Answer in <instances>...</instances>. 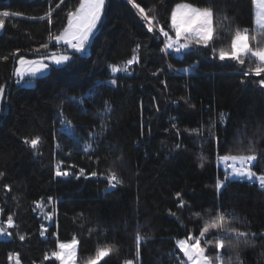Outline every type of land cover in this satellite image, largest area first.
Returning <instances> with one entry per match:
<instances>
[{
	"label": "trees",
	"instance_id": "16d2710c",
	"mask_svg": "<svg viewBox=\"0 0 264 264\" xmlns=\"http://www.w3.org/2000/svg\"><path fill=\"white\" fill-rule=\"evenodd\" d=\"M209 2L137 0L146 11L152 9L149 15L157 17V29L164 25L173 39L171 11L176 5L204 7ZM56 4L59 0H0V12L23 14L0 16L5 21L0 29V57L9 56L8 61L0 60V83H6L8 95V105L5 100L0 113V171L5 173L0 179V207L5 209L1 220L15 214L18 226L9 229L11 239L0 240V264H9L8 255L15 252L20 253L22 264H59L51 253L58 242L73 237L79 240V264H86L105 245L117 251L99 264H124L129 259L136 264H189L176 241L188 235L198 237L205 221L216 215L218 205L221 211L234 213L226 218V228L264 232V190L258 182L237 179L219 195L214 187L224 174L218 156L250 154L246 151L249 145L259 154L253 169L264 174V90L255 83L264 73L256 76L250 71L260 63L258 59L244 56V65L221 61L195 40L188 51H162L168 40L148 32L127 0H109L104 21L86 54L72 55L74 62L66 65H52L47 75L35 78L33 87L15 83L10 89L13 52L34 53L30 49L42 43H48L50 52L58 51V44L47 41L49 32L55 36L62 31L67 12L75 10L78 0H65L59 8ZM50 6L51 26L46 20L30 19L45 16ZM214 7L213 43L218 57L221 48L231 50L236 29L254 28V3L216 0ZM137 42L141 44L140 64L132 65L130 74L113 73L109 66L123 67ZM185 68L192 70L180 71ZM158 69L163 72L153 76ZM112 78L117 80L115 87L107 83ZM241 81L254 83L245 87ZM89 90L94 93L91 97H87ZM82 96L87 97L83 107L68 99ZM104 101L112 107L103 117L107 131L86 152L83 149L91 142L87 133L101 131L97 112L103 111ZM61 107L75 132L61 131L57 118ZM220 113L226 121L220 120ZM36 135L42 138L36 149L23 143L25 137ZM201 156L204 168L199 167ZM58 164L77 175L83 168L85 176L56 177ZM93 171L98 173L96 177L89 175ZM111 171L122 184L106 194ZM4 184L11 185L12 191L4 189ZM178 192L186 202L183 209L179 208ZM49 196L57 203L49 205ZM41 198L44 205L37 207L33 202ZM49 212H55L51 221L45 219ZM197 212L203 218L193 215ZM41 225L47 229L43 237ZM137 231L148 237L141 242L138 256ZM20 234L26 235L25 241L18 239ZM221 235V231L210 230L201 239L205 255L214 264L218 254L232 264H264V238L249 237V244L241 242L238 249L217 250L215 240ZM46 254L50 259H44Z\"/></svg>",
	"mask_w": 264,
	"mask_h": 264
},
{
	"label": "snow or ice",
	"instance_id": "6c2138e0",
	"mask_svg": "<svg viewBox=\"0 0 264 264\" xmlns=\"http://www.w3.org/2000/svg\"><path fill=\"white\" fill-rule=\"evenodd\" d=\"M65 0H59V4H56V8H59L61 4H64ZM127 3L130 4L134 9H136L137 14L147 25V31L154 33L155 36L162 35L166 40L169 41L167 43L166 48L162 51H167L168 49L174 50L176 53H181L182 51L189 49L190 44L187 42L188 40H195L197 45H201L204 48H208L212 53L213 58H218L221 61L231 60L237 62L239 65H244L245 60L244 56L251 55L254 58L259 60V64L250 71H254L256 76H261L264 73V48L259 46H250L249 35L247 29L240 30L236 29L234 33V37L231 40L230 51H225L221 48L218 52L217 57V49L214 45V40L216 39V28L214 26V17L216 15V9L214 7L216 0H210V2L204 7H196L193 4L185 3L176 5L175 10L171 11V24L175 29L173 40L172 36L169 35V31H165V26L160 25L157 29V25H159V21L156 16L149 15V12L152 11L149 8L147 11L145 7H142L140 3H137V0H127ZM105 5L106 0H78V6L75 7V10H69L66 14L67 25L63 27L62 31L59 34L53 36L51 31L49 32V40L55 41L56 44H65L73 50V54H86L87 47L89 46L91 40L94 38V34L97 31V26L101 23V18L105 13ZM261 7L264 8V3L261 4ZM52 12L53 8L50 6L49 11L43 17H32L30 19H40L46 20L48 25L51 26L53 23L52 20ZM22 16L23 14L20 12L9 13L8 11L0 12V16L9 17V16ZM262 19H264V14H262ZM156 21V25L153 24V21ZM5 26L4 19H0V29H3ZM184 38V43H181V37ZM45 50L41 53V50ZM140 49L141 44L137 42L136 48L132 50L133 54L130 59L123 62V67H119L115 64L110 65V69L113 73L123 72L125 74H130L129 70L132 65L140 64ZM30 51L38 54L40 56L39 59L29 60L25 56L20 55V50L17 49L15 52L11 54L12 59L16 61V64L19 67L14 69L13 75L17 77L15 83L21 84L25 82V77H29L26 81L28 85H32L34 83L37 74L43 73L44 71L49 69V64L45 63V60H50L54 65H66L70 61H72V56L68 54L57 55L54 52H50L48 43H42L37 48H32ZM0 60L8 61L9 56L4 55L0 57ZM74 62V61H72ZM171 67V65H169ZM192 68L181 69L180 71L188 72L191 71ZM163 69H158L152 72L153 76H158ZM243 75L247 76L248 72H244ZM108 84L115 87L117 86V80L115 78L109 79L107 81ZM165 87H167L166 81H162ZM242 85L245 87H250L254 83L253 81H241ZM259 89L264 90V78L259 79V81L255 82ZM94 95L92 90H89L87 97H91ZM87 97H69V101L76 103L77 105L83 107L84 101ZM6 99V83H0V103L4 102ZM183 99V98H181ZM187 102V101H185ZM178 103V101H176ZM157 111H159V105H155ZM2 110V109H0ZM112 112L111 104L108 101H104L103 111H98L97 115L101 117L100 123V132H96L95 130L87 133L88 140L91 141L84 147V151L90 152L93 148V144H98L99 137L102 136L103 132L107 131L108 125L105 123L103 117L106 114H110ZM58 121L62 125L61 131L65 129H71L75 132V129L72 126L71 121L67 120L64 117L62 107L57 112ZM219 118L222 122L226 121L227 117L224 113L219 114ZM175 119V117H173ZM172 128L176 129L177 134L179 133V129L175 123L172 124ZM193 132L199 134V129H193ZM41 137L39 135L34 136L33 138L25 137L23 139V143L28 145L31 149H36L37 146L41 143ZM216 143L219 144V138L214 137ZM177 149L181 147L180 143L175 145ZM246 151L250 154H241V155H232L226 154L223 156H218V159L228 164V168L225 169L223 178H217L214 184L217 195L220 194L221 189L227 187L234 180H245L247 179L251 183L259 184V188L264 190V174H257L256 171L253 170V162L258 160V153L249 145ZM230 162V163H229ZM62 163V162H61ZM205 166V158L201 156L199 167L204 168ZM91 177H96L98 175L97 172L93 171L89 174ZM5 176L3 171H0V179ZM56 177H69L75 176L76 179H79L81 176H85V169H79V174L70 172L68 170H62L61 165H57L55 170ZM107 183L109 188L105 189V193L107 194L110 190L115 189L117 185L122 184V180L117 176L115 171H111V174L107 178ZM3 188L8 192L12 191L11 185L4 184ZM177 198L179 199V208L183 209L185 207L186 202L181 198V193H176ZM37 207H42L44 205V200L41 198L39 201L33 202ZM47 203L49 205H54L57 203L56 199L52 196L47 197ZM210 211V210H209ZM170 214L176 216V213L171 212ZM5 209L0 207V216L4 215ZM55 212H49L45 215V219L51 220ZM14 215H7L6 220L0 221V237H12L13 233L8 231V229L17 228V224L14 220ZM194 216L203 218L202 213H193ZM234 213H226L220 210V206H217V213L214 217L209 218L205 221L203 227L199 231L198 237H193L188 235L184 239H180L176 241V246L179 250L184 254V257L187 258V262L190 264H214L213 258L205 255V247L201 246V239L205 237V234L210 230H218L223 233V235L219 236L215 240V247L217 250H223L227 248L238 249L240 243L249 244V237H261L264 238V232L255 233V232H246L240 231L236 228H226L225 222L228 216H233ZM179 219V218H178ZM47 229L41 225L40 236H45ZM26 235L20 234L18 235V239L20 241L26 240ZM148 239L147 236H142L139 231L135 234V243H136V253L137 256L140 251L141 242H146ZM190 241H192L190 243ZM235 241V242H233ZM207 243V241H206ZM79 240L76 237H73L70 241L67 242H58L57 248L58 251H53L51 253V257H54L56 260L60 261L61 264H76V256H77V248H78ZM117 249L112 245H105L97 248L94 257L87 260L86 264H99V262L112 254ZM8 259L14 261V264H21L20 253H9ZM45 260L50 259L49 255L44 256ZM235 259L239 261V254L236 255ZM216 264H232L231 260H225L222 255L218 254L215 257ZM124 264H136L135 260L129 259L124 262Z\"/></svg>",
	"mask_w": 264,
	"mask_h": 264
},
{
	"label": "rangeland",
	"instance_id": "374dc122",
	"mask_svg": "<svg viewBox=\"0 0 264 264\" xmlns=\"http://www.w3.org/2000/svg\"><path fill=\"white\" fill-rule=\"evenodd\" d=\"M107 2H108V0H106V5H105V11H106V8H107ZM253 3H254V26H255V28L251 31V32H248V35H249V42H250V46H252L253 44H254V46H259V47H262V48H264V19H262V14H264V8H262L261 7V4L262 3H264V0H253ZM104 15H105V13H104ZM104 15L102 16V18H101V23L97 26V31L99 30V28H100V26H101V24H102V21H103V19H104ZM247 29H249V28H247ZM96 35V33L94 34V36ZM259 35H262L263 37H260V39H259ZM252 38V39H251ZM175 39V38H174ZM173 39V40H174ZM47 41H50L49 40V37L47 38ZM92 41V40H91ZM192 41L193 40H188L187 42L191 45L190 46V48L189 49H186V50H184V51H188V50H190V49H192V45H193V43H192ZM54 43H55V41H53ZM181 43H184L185 41H184V38H183V36L181 37V41H180ZM92 42H90V44H91ZM168 43H169V41H168ZM63 43H61V44H58V45H62ZM90 44H89V46H90ZM88 46V47H89ZM67 47L69 48V46L67 45ZM171 51V49H168L167 50V52H170ZM184 51H182V52H184ZM55 52H60V53H57V55H61V54H68V55H74L73 54V50L71 51H69V52H65L64 50H62V49H59V47H58V51H55ZM51 53V52H50ZM179 54V53H178ZM26 57V56H25ZM27 59H29V60H33V59H39V58H31V57H26ZM45 63H48L49 64V69L48 70H46V71H44L43 73H40V74H37V77H42V76H45V75H47L49 72H50V69H51V66L52 65H54V64H52V62L50 61V60H45L44 61ZM55 66H58V65H55ZM59 66H62V65H59ZM16 67H19V65H16ZM17 79V77L15 76V80ZM29 79V77H25V82H22L21 84H19V85H23V86H25V87H33L34 85H35V81H34V83L32 84V85H28L27 83H26V81ZM6 100V99H5ZM5 102V101H4ZM4 102H2V103H0V109H2L3 108V104H4ZM0 113H2V110H0ZM230 163V162H229ZM221 164H222V166L226 169L228 166H227V164L225 163V162H221ZM228 170L229 171H231V169L230 168H228ZM0 221H2L1 220V216H0ZM49 221H51V220H49ZM8 231H9V229H8ZM12 237H0V240H9V239H11ZM67 242V241H66ZM192 241H190V243H191ZM179 249V248H178ZM59 249L57 248L55 251H58ZM78 253H79V244H78V248H77V256H76V264H79V255H78ZM21 260V259H20ZM58 263L59 264H61V262L60 261H58ZM100 263V262H99ZM9 264H14V261H11V260H9ZM21 264H22V262H21ZM189 264H190V262H189Z\"/></svg>",
	"mask_w": 264,
	"mask_h": 264
},
{
	"label": "water",
	"instance_id": "95a60500",
	"mask_svg": "<svg viewBox=\"0 0 264 264\" xmlns=\"http://www.w3.org/2000/svg\"><path fill=\"white\" fill-rule=\"evenodd\" d=\"M108 2H109V0H108ZM108 2H107V5H108ZM103 21H104V19H103ZM95 37V36H94ZM94 40V38L92 39V41ZM91 41V42H92ZM21 53H23V54H25L26 56H28V57H31V58H40V56L38 55V54H34V53H31V52H27V51H23V52H21ZM54 53H60V52H54ZM50 54V53H49ZM16 61L14 60V65H13V72H14V69L16 68ZM13 72H12V80H11V84H10V89H11V87L15 84V76L13 75ZM9 89V90H10ZM6 103H7V105H8V95L6 96Z\"/></svg>",
	"mask_w": 264,
	"mask_h": 264
},
{
	"label": "built area",
	"instance_id": "2783aa9c",
	"mask_svg": "<svg viewBox=\"0 0 264 264\" xmlns=\"http://www.w3.org/2000/svg\"><path fill=\"white\" fill-rule=\"evenodd\" d=\"M247 31L248 32H251L252 31V28H249V29H247ZM62 50H64V51H68L69 50V48L67 47V46H63L62 47ZM254 170V169H253ZM255 171V170H254ZM258 174V173H257ZM259 175V174H258Z\"/></svg>",
	"mask_w": 264,
	"mask_h": 264
},
{
	"label": "crops",
	"instance_id": "0c3cea01",
	"mask_svg": "<svg viewBox=\"0 0 264 264\" xmlns=\"http://www.w3.org/2000/svg\"><path fill=\"white\" fill-rule=\"evenodd\" d=\"M254 28H255V26H254ZM95 33H97V31L95 32ZM260 37H263L262 35H259V39H260ZM259 61V60H258Z\"/></svg>",
	"mask_w": 264,
	"mask_h": 264
},
{
	"label": "bare ground",
	"instance_id": "6f19581e",
	"mask_svg": "<svg viewBox=\"0 0 264 264\" xmlns=\"http://www.w3.org/2000/svg\"><path fill=\"white\" fill-rule=\"evenodd\" d=\"M23 54V53H22ZM23 55H25V54H23ZM26 56V55H25ZM28 57V56H27ZM16 81V80H15Z\"/></svg>",
	"mask_w": 264,
	"mask_h": 264
}]
</instances>
